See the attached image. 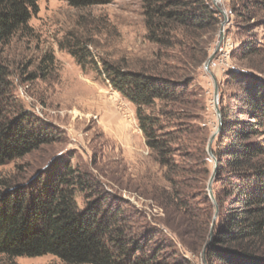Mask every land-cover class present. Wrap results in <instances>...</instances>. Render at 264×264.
Masks as SVG:
<instances>
[{
	"label": "trees",
	"instance_id": "16d2710c",
	"mask_svg": "<svg viewBox=\"0 0 264 264\" xmlns=\"http://www.w3.org/2000/svg\"><path fill=\"white\" fill-rule=\"evenodd\" d=\"M62 1L86 8L115 0ZM142 2L148 40L160 47H179V56L167 54L166 62L158 56L152 67L139 71L110 62H105L103 69L112 87L136 107L146 145L169 185L163 202L170 221L166 227L192 251L210 242L207 264H264V146L245 143L256 129L238 133L234 128L239 124H234L230 146L221 153L214 151L218 160L215 184L223 185L216 197L226 212L221 230L214 232L213 238L206 221H193L196 216L188 212L186 201L195 191L191 182H208L214 169L209 165L206 130L192 124L198 107L193 84L197 70L209 58L208 46L199 42V33L215 32L221 15L211 0ZM240 2L235 0V13ZM36 10L37 0H0V46L27 32ZM260 49L245 46L238 52L246 59L262 53ZM261 82L249 80L241 108V115H252L257 122H262L258 115L264 112ZM7 83L0 64V165L51 142L25 126L26 116H10L5 106ZM225 132L226 123L221 133ZM87 190L86 176L63 158L26 185L1 178L0 264H18L16 258L45 255L56 256L64 264H193L178 253V258L170 252L163 254L162 246H169L162 241V246L153 248L161 232L145 227L140 212L123 204L105 208L107 199L88 203L81 210L77 197Z\"/></svg>",
	"mask_w": 264,
	"mask_h": 264
},
{
	"label": "rangeland",
	"instance_id": "374dc122",
	"mask_svg": "<svg viewBox=\"0 0 264 264\" xmlns=\"http://www.w3.org/2000/svg\"><path fill=\"white\" fill-rule=\"evenodd\" d=\"M211 2L221 15V23L215 32L199 33V42L208 46L209 58L218 52L210 71L205 69L209 58L197 70L193 87L198 107L192 124L206 130L207 152L220 128L212 146L214 157L208 152L214 174L218 167L214 151L221 153L230 146L234 124H239L234 128L238 133L257 130L246 145L264 146V112L258 115L262 122L252 115H241L249 80L264 83V0H242L236 13L232 10L235 0ZM147 32L142 0H115L86 8H75L62 0H37L28 31L0 46V64L7 73L9 95L5 106L10 116H26L25 126L51 142L0 165V179L26 185L56 159H67L86 176L88 190L77 197L81 210L101 199H107L105 208L123 204L145 216V227L161 232L153 248L166 244L169 247L162 246L163 254L170 252L178 258V253L193 264H207L210 242L192 251L166 227L169 220L163 202L169 185L146 145L136 107L112 87L103 69L105 62H110L139 71L152 67L158 56L162 62H166L167 54L179 56V47H160L148 40ZM245 46L259 47L262 53L243 59L238 50ZM212 75L219 87L217 102ZM224 123L227 132L222 134ZM210 180L191 182L195 191L186 201L188 212L196 216L193 221H206L213 238L214 232L221 230L226 209L216 197L221 195L223 185L213 183L215 203L209 191ZM15 261L64 264L53 255Z\"/></svg>",
	"mask_w": 264,
	"mask_h": 264
},
{
	"label": "water",
	"instance_id": "95a60500",
	"mask_svg": "<svg viewBox=\"0 0 264 264\" xmlns=\"http://www.w3.org/2000/svg\"><path fill=\"white\" fill-rule=\"evenodd\" d=\"M217 1H218V0H214L215 3H217ZM223 14L226 16V13H225L224 11H223ZM223 39H224V32H223V30H222V31H221V42L223 41ZM217 52H218V50H216V51L214 52V54H213V55L209 58V60L207 61L206 65H205V69H206L207 71H210V65H211L212 61L214 60V58H215ZM212 78H213V80H214V84H215V101L217 102V100H218V96H219L218 82H217V79H216V77H215L214 75H212ZM216 108H217L218 114H219V116H220L219 109H218L217 106H216ZM220 118H221V117H220ZM221 125H222V119H220V126H221ZM219 132H220V128H219V130L214 134V136L212 137V139H211V141H210V144H209L208 152H209L210 156H212V157H214V155H213V151H212V146H213V143H214V141H215V138H216V136L218 135ZM216 164H217V161H216ZM216 166H217V165H216ZM217 169H218V167H217ZM217 169L215 170V172H214V174H213V176H212V178H211V180H210V183H209V191H210L211 197H212V199L214 200L215 203H216V200H215L214 195H213L212 187H213V183H214V181H215L216 175H217Z\"/></svg>",
	"mask_w": 264,
	"mask_h": 264
}]
</instances>
